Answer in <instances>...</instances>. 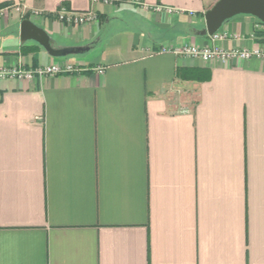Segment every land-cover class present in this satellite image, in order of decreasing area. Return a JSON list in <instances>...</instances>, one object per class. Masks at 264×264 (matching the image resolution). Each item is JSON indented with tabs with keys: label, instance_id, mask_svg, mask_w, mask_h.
Returning a JSON list of instances; mask_svg holds the SVG:
<instances>
[{
	"label": "crops",
	"instance_id": "obj_1",
	"mask_svg": "<svg viewBox=\"0 0 264 264\" xmlns=\"http://www.w3.org/2000/svg\"><path fill=\"white\" fill-rule=\"evenodd\" d=\"M140 1L180 12L0 0V66L89 68L0 80V264H264V61L161 51L264 48V23L239 14L215 39L197 32L218 0ZM24 19L90 49L53 57L22 41Z\"/></svg>",
	"mask_w": 264,
	"mask_h": 264
},
{
	"label": "built area",
	"instance_id": "obj_2",
	"mask_svg": "<svg viewBox=\"0 0 264 264\" xmlns=\"http://www.w3.org/2000/svg\"><path fill=\"white\" fill-rule=\"evenodd\" d=\"M96 2L103 1L106 4H111L114 7L118 8L120 3L123 0H94ZM128 2L141 5L146 10H151L157 13L166 12L168 14H172L175 12H180L179 9L162 5V4H154L150 5L145 2H141L140 0H126ZM18 11H22L24 16L31 12L32 14H38V11L35 10H27L26 8H22L21 4H16L13 6ZM10 9V6L0 8V15H3ZM191 15L194 12H190ZM57 17L65 23L69 24H92L98 21V14L94 10L89 11H70L65 7H61L56 11ZM215 39H220L224 36L220 34H213ZM169 50H173L175 53L186 56L199 58L205 62L218 60L223 64H231V62L235 60H248L251 58H259L264 61V48H232V49H224L218 45L213 47H200L196 44L190 42H184L178 46H164L161 51L166 52ZM89 68L83 67L80 64L71 63V62H55L49 63L45 65H40L37 67H25L22 64H13L10 66H0V80L4 79H17V80H34L37 78H44L47 76H56L60 74H74V73H82ZM99 73H103L105 71L104 67L95 68Z\"/></svg>",
	"mask_w": 264,
	"mask_h": 264
},
{
	"label": "water",
	"instance_id": "obj_3",
	"mask_svg": "<svg viewBox=\"0 0 264 264\" xmlns=\"http://www.w3.org/2000/svg\"><path fill=\"white\" fill-rule=\"evenodd\" d=\"M239 14H251L264 23V0H218L205 13V27L197 35H213L227 20ZM21 39L23 42L36 41L53 57L80 54L90 49L89 46L59 47L48 31L30 19L21 23Z\"/></svg>",
	"mask_w": 264,
	"mask_h": 264
},
{
	"label": "trees",
	"instance_id": "obj_4",
	"mask_svg": "<svg viewBox=\"0 0 264 264\" xmlns=\"http://www.w3.org/2000/svg\"><path fill=\"white\" fill-rule=\"evenodd\" d=\"M261 22V21H260ZM261 23H263V22H261ZM180 72H178V74H179Z\"/></svg>",
	"mask_w": 264,
	"mask_h": 264
}]
</instances>
